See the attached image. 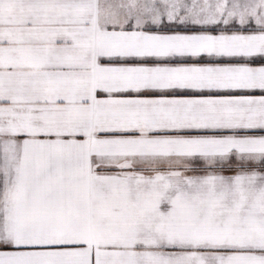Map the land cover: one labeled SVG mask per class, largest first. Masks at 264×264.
Instances as JSON below:
<instances>
[{"label":"snow or ice","instance_id":"6c2138e0","mask_svg":"<svg viewBox=\"0 0 264 264\" xmlns=\"http://www.w3.org/2000/svg\"><path fill=\"white\" fill-rule=\"evenodd\" d=\"M0 264H264V0H0Z\"/></svg>","mask_w":264,"mask_h":264}]
</instances>
